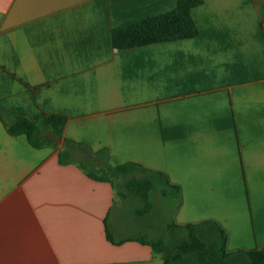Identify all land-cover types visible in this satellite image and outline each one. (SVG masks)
<instances>
[{"label": "crops", "instance_id": "1", "mask_svg": "<svg viewBox=\"0 0 264 264\" xmlns=\"http://www.w3.org/2000/svg\"><path fill=\"white\" fill-rule=\"evenodd\" d=\"M176 5L0 0V264H164L124 234L116 187L79 166L102 148L180 187L176 224L264 248V0H205L197 37L114 47L116 26ZM50 115L68 120L58 145L9 131ZM64 140L84 146L72 163Z\"/></svg>", "mask_w": 264, "mask_h": 264}, {"label": "trees", "instance_id": "2", "mask_svg": "<svg viewBox=\"0 0 264 264\" xmlns=\"http://www.w3.org/2000/svg\"><path fill=\"white\" fill-rule=\"evenodd\" d=\"M204 1L177 0L176 7L170 11L126 21L116 26L112 31L114 47L124 50L197 37L200 30L192 11L203 5ZM67 121L66 117L60 115L35 119L22 117L9 131L12 134L26 133L34 146L58 145L63 139ZM63 143L68 149L60 152V163H72L74 153L84 146H76L67 140ZM77 162L90 177L98 181L110 182L115 186V179L122 180V190L118 195L124 199L131 195L139 198L143 203V207L137 210L139 215L146 216L153 212L154 199L158 193L175 203V211L179 206L180 187L171 184L167 175L161 171L148 169L136 162L112 164L107 148H102L86 158L77 157ZM166 229L168 234L164 237L134 238L151 246L162 256L164 264H264V248L229 252L228 234L216 221L179 225L172 220L166 224Z\"/></svg>", "mask_w": 264, "mask_h": 264}, {"label": "rangeland", "instance_id": "3", "mask_svg": "<svg viewBox=\"0 0 264 264\" xmlns=\"http://www.w3.org/2000/svg\"><path fill=\"white\" fill-rule=\"evenodd\" d=\"M121 183L122 180L115 179V187L118 194L122 190ZM158 194L154 199L155 208L153 212L146 216L138 214L137 210L143 207V203L139 198L131 195L124 199L118 196L117 205L119 210H117V217L125 235L158 238L168 234L166 224L173 220L176 205L172 201L165 199L161 193Z\"/></svg>", "mask_w": 264, "mask_h": 264}]
</instances>
